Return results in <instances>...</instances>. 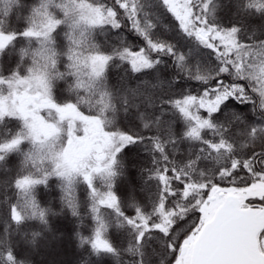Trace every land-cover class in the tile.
<instances>
[{
  "label": "snow or ice",
  "instance_id": "1",
  "mask_svg": "<svg viewBox=\"0 0 264 264\" xmlns=\"http://www.w3.org/2000/svg\"><path fill=\"white\" fill-rule=\"evenodd\" d=\"M157 3L176 22L168 38L157 31L149 0H68L62 5L74 21L64 35L75 102L52 95L54 38L63 22L48 12L47 3L34 11L30 27L0 31V58L20 40L38 44L20 50L22 58H32L27 76L0 69V169L9 154L19 153L28 173L0 186L6 209L0 214V264H26L17 252L21 245L24 253L25 245L34 246L40 233L29 236L22 227L30 220L47 225L48 216L55 215L40 206L35 194V187L47 185L51 177L59 181L65 208L81 221L76 188L87 187L90 235L77 233L81 245L90 246L85 264H106L107 257L117 264H264V229L248 231L257 218L264 221V39L259 38L264 24L249 31L243 19L252 9L264 13V0H234L236 22L230 27L216 16L222 0ZM125 22L139 38L138 46L118 37L109 53L89 39L92 29L121 31ZM112 65L156 83L144 80L135 89L121 88L119 95L106 80ZM64 75L57 72L56 78ZM192 81L198 82L195 90L186 86ZM173 88L181 89L179 98H173ZM249 104L258 113L254 123L239 110ZM83 105L97 114L85 115ZM121 109L132 127L108 130L114 123L106 114L111 111L116 121ZM12 121L18 127H9ZM62 134L67 143L57 150ZM185 142L188 151L180 154ZM26 143L31 147L24 152ZM129 145L147 153L150 166L141 172L154 183L146 204L129 194L133 214L126 213L113 187L123 175L118 154ZM257 198L260 204L251 202ZM111 230L127 234L125 247L114 245ZM124 254L130 258L123 260Z\"/></svg>",
  "mask_w": 264,
  "mask_h": 264
},
{
  "label": "trees",
  "instance_id": "2",
  "mask_svg": "<svg viewBox=\"0 0 264 264\" xmlns=\"http://www.w3.org/2000/svg\"><path fill=\"white\" fill-rule=\"evenodd\" d=\"M88 4L93 3V0H83ZM110 2V0H109ZM41 3H47L48 12L55 17L56 19L62 21L63 23L59 28V35H57L54 43V49L57 52V62L55 70L51 72L52 76V95L57 100H64L71 96L72 101L75 102L76 94L69 92V85L75 84V77L70 75L68 64V41L64 35L65 32H70L71 25L74 22L73 19L66 18L65 10L62 5L67 4L68 0H0V31L10 33L14 30L20 31L26 27L31 26V20L33 13L36 9L40 8ZM149 11L153 13L158 19L157 31L161 36L165 38L173 35V26L176 24L174 18L170 16L160 5L157 3V0H149ZM222 7L217 11L216 16L218 22L225 26L230 27L233 23L236 22V8L234 6V0H222ZM252 14L245 16L244 22L249 25V31L253 25L264 24V13L256 12L255 9L251 10ZM78 20L79 18H75ZM130 25L125 22V26L121 31L111 29L106 27L103 32H100L99 29H92L89 31V39L98 45L103 46L110 53L111 48L118 46L119 41L118 37H123L124 41L128 44L139 45L140 40L133 32L129 31ZM155 31V30H154ZM95 37V39H93ZM247 39V37H244ZM259 38L264 39V31L259 33ZM38 47L36 42L29 43L27 40H20L15 43L13 48H10L8 55L0 58V69H2L5 74H7L11 69L17 71V75L21 78L28 75V69L32 67V58L31 56L21 57L20 50L27 49L29 51L34 50ZM187 50V49H185ZM87 54V53H85ZM119 63V62H117ZM17 65L19 69L17 70ZM63 73L64 78L57 79L56 73ZM124 78L123 80L121 78ZM167 77H165V80ZM106 80L108 81L110 90L123 95L124 93L120 91L121 88L135 89L138 84L144 80H149L150 83H156L149 76H144L140 74H132L130 71L126 74L124 67H116L115 65L110 66L106 69ZM186 86H192L195 90L198 87V82L192 81ZM143 91V88L140 89ZM81 98H87V94L83 89L79 90ZM181 91L179 88H173L171 90L173 98H179L178 93ZM7 93L6 90L4 94ZM116 102L115 100L113 101ZM81 110L84 114L96 115L97 111L89 112L88 106L83 105ZM239 110L244 112L250 122H255L258 119V113L253 114L251 111V104L248 106L241 105ZM202 115H206L202 113ZM107 119L113 120L114 126H107L108 130H128L132 127V123L124 114L123 110H120V113L115 121L113 114L109 111L107 114ZM169 117H165L168 119ZM136 123H140L136 121ZM9 127L16 128L18 125L15 121L9 123ZM142 127V125H141ZM177 129L183 130V123L177 121ZM150 134V133H146ZM210 135V134H209ZM30 145L25 144L23 146V151L27 152L30 150ZM188 143L182 146L181 153L185 154L188 151ZM23 157L19 153H12L6 157V160L3 162L4 167L0 169V186L3 185L6 179L16 177L18 173L23 172L21 168ZM118 161L123 164V175H119L118 178L114 181V191L117 194L118 198L122 201L124 209L127 214H133L134 209L128 208V196L129 194H135L137 199L141 203H147V196L149 195V189L154 187L147 183V173L142 174L141 170L146 169L150 166V161L148 159L147 153L143 151V148L137 145H129L118 154ZM51 163V161H49ZM7 172L8 175H5ZM27 175L28 173L23 172ZM139 185L140 188L136 189ZM98 186H101L98 182ZM221 186H228L226 184H221ZM35 194L38 200V203L42 208H51L55 215L48 216V223L44 225L38 220L27 221L26 224L22 227L21 231L28 232L29 236L32 231L39 232L40 235L36 238L34 246L25 245V248L28 249L24 253V246L21 245L17 254L19 258H25L26 264H41L40 260L34 255L28 254L30 248H37L40 244L42 238H44L49 231H52L55 227V224H59L61 221H67L68 229L67 233L71 245L74 247V250L77 252L75 261L72 264H85L89 259L88 251L90 246L81 245L79 233L83 236L90 235V226L88 224V190L87 187L81 183L76 188V196L79 204V212L83 221L80 218L72 216L71 212L65 208L62 203V191L59 186V181L56 177L49 178L47 185H38L35 187ZM12 195V193H9ZM206 196V194H205ZM3 195L0 193V214H6V209L2 205ZM57 216V217H56ZM66 219V220H63ZM190 219H198L196 217H190ZM184 225H181L183 228ZM3 228V225L0 224V229ZM109 237L117 247L123 248L127 244V234L124 231L111 230L109 232ZM183 235L181 236V239ZM127 254L122 256L123 260H127ZM106 264H117L115 258L107 257Z\"/></svg>",
  "mask_w": 264,
  "mask_h": 264
},
{
  "label": "rangeland",
  "instance_id": "3",
  "mask_svg": "<svg viewBox=\"0 0 264 264\" xmlns=\"http://www.w3.org/2000/svg\"><path fill=\"white\" fill-rule=\"evenodd\" d=\"M88 4L83 0H75L76 4ZM79 18V16H75ZM7 95V93H5ZM87 115V114H85ZM48 122H54L51 118L48 119ZM66 138L62 134L60 139L56 142V148L59 150L61 147L66 146ZM226 187V186H222ZM133 188H140L139 185L133 186ZM206 198V196H205ZM251 202H259V199L252 200ZM57 217V216H56ZM66 220V219H63ZM68 223L67 221H61L59 224H55V227L52 231H49L47 235L42 238L40 244L37 248H30L28 254L34 255L37 257L41 264H48L52 259H55L59 264H72L75 261L77 252L74 250V247L71 245L69 236L67 233ZM183 239V238H182ZM261 241L264 242V237L261 238Z\"/></svg>",
  "mask_w": 264,
  "mask_h": 264
},
{
  "label": "water",
  "instance_id": "4",
  "mask_svg": "<svg viewBox=\"0 0 264 264\" xmlns=\"http://www.w3.org/2000/svg\"><path fill=\"white\" fill-rule=\"evenodd\" d=\"M264 227V221L260 220L259 218H257L253 224L250 226V228L248 229V231L250 232L252 228H254L256 230V232H258L260 229H262ZM252 239L254 240L255 237H252Z\"/></svg>",
  "mask_w": 264,
  "mask_h": 264
},
{
  "label": "flooded vegetation",
  "instance_id": "5",
  "mask_svg": "<svg viewBox=\"0 0 264 264\" xmlns=\"http://www.w3.org/2000/svg\"><path fill=\"white\" fill-rule=\"evenodd\" d=\"M253 203V202H252ZM261 203V202H260ZM259 202H256L255 204H260ZM262 229H264V227L262 228ZM261 230V229H260ZM260 230L258 231V232H260ZM262 237H264V236H262ZM261 237V238H262Z\"/></svg>",
  "mask_w": 264,
  "mask_h": 264
}]
</instances>
